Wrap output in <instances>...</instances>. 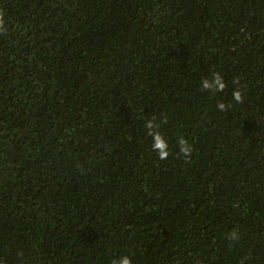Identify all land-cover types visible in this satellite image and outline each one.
I'll return each mask as SVG.
<instances>
[{
  "label": "trees",
  "instance_id": "1",
  "mask_svg": "<svg viewBox=\"0 0 264 264\" xmlns=\"http://www.w3.org/2000/svg\"><path fill=\"white\" fill-rule=\"evenodd\" d=\"M0 13V264H264V0Z\"/></svg>",
  "mask_w": 264,
  "mask_h": 264
},
{
  "label": "clouds",
  "instance_id": "2",
  "mask_svg": "<svg viewBox=\"0 0 264 264\" xmlns=\"http://www.w3.org/2000/svg\"><path fill=\"white\" fill-rule=\"evenodd\" d=\"M5 20L3 13H0V34L6 31ZM201 87L204 90H209L212 92H223L226 88V83L224 81L223 76L220 73H214L211 80L205 78ZM232 98L236 104H241L244 102V94L240 89H236L232 92ZM227 105L224 103H220L217 105V108L220 111H224ZM147 134L152 137V149L158 155V158L163 161L168 159L169 157V144L158 131L159 124H157L154 120L149 119L145 124ZM192 146L188 144V142L184 139L179 140V155L190 158L192 155ZM234 235V234H233ZM113 264H132V260L128 256H122L120 259L115 260Z\"/></svg>",
  "mask_w": 264,
  "mask_h": 264
}]
</instances>
